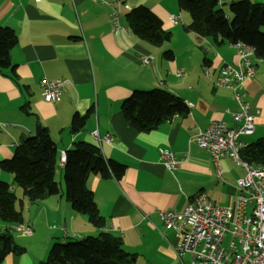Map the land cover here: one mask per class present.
<instances>
[{"label": "crops", "instance_id": "0c3cea01", "mask_svg": "<svg viewBox=\"0 0 264 264\" xmlns=\"http://www.w3.org/2000/svg\"><path fill=\"white\" fill-rule=\"evenodd\" d=\"M217 1L230 16L229 4L236 0ZM137 5L149 7L162 20L171 32L168 42L153 46L132 33L125 14ZM171 14L179 21L172 22ZM190 21L177 0H0V26L11 27L17 36L11 49L13 74L9 68L0 72V160L10 158L14 147L40 123L57 145L55 178L60 188L57 195L24 201L23 221L32 227L31 235L19 234L13 224L0 220V233L10 230L25 247L22 254H7L0 264H37L55 240L101 230L120 236L124 249L136 255L135 264H181L175 253L178 237L164 225L159 211H182L199 191L216 204H234L236 180L244 175L241 166L221 158L219 176L210 153L190 138L215 119L232 125V113L240 111L235 91L212 84L222 65L239 63L236 43L252 48L249 58L255 69L254 76L236 89L254 116L253 134L242 139L249 144L264 137V59L243 42L217 43L198 36L187 29ZM167 48L172 59L163 55ZM141 55L151 56V62H143ZM42 79L61 81L56 101L44 100ZM155 87L178 95L188 111L154 130L138 132L125 119L121 103L133 90ZM76 113L88 115L83 127L72 132ZM78 140L96 144L106 159L125 167L119 179L98 174L87 178L104 219L102 229L64 198L60 154ZM159 149L173 152L181 163L169 170ZM0 179L19 193L11 173L0 169ZM182 261L188 263V257Z\"/></svg>", "mask_w": 264, "mask_h": 264}, {"label": "trees", "instance_id": "16d2710c", "mask_svg": "<svg viewBox=\"0 0 264 264\" xmlns=\"http://www.w3.org/2000/svg\"><path fill=\"white\" fill-rule=\"evenodd\" d=\"M179 8L188 12L191 21L187 29L198 36L210 37L217 43L243 42L253 47L257 58L264 59V3L236 0L229 4L230 16L219 7L217 0H177ZM128 26L139 39L160 47L171 39V32L163 28L162 20L147 6L137 5L125 14ZM17 42L15 31L0 26V72L14 71L11 49ZM166 59L173 58L170 49L163 51ZM127 122L138 132L156 129L173 115H184L187 106L175 93L163 88L137 89L121 103ZM88 114H74L71 131L77 132ZM61 156V154H60ZM241 157L251 163L264 165V137L249 143ZM63 165L64 198L72 209L87 216L88 221L103 228L93 191L86 186L90 174L119 179L125 171L122 163L106 159L99 146L78 140L65 151ZM59 152L46 126L38 123L32 135L23 138L12 156L0 160V169L13 176V184L0 179V220L13 224L24 223V201L36 202L60 192L55 178ZM26 224V223H25ZM29 225V224H28ZM25 247L18 244L14 234L0 233V263L7 254H22ZM136 255L127 252L120 236L101 230L96 235H85L65 241L55 240L47 256L37 264H135Z\"/></svg>", "mask_w": 264, "mask_h": 264}, {"label": "built area", "instance_id": "2783aa9c", "mask_svg": "<svg viewBox=\"0 0 264 264\" xmlns=\"http://www.w3.org/2000/svg\"><path fill=\"white\" fill-rule=\"evenodd\" d=\"M39 1V0H35ZM128 8L127 4H124ZM172 22L179 21L176 14L170 15ZM114 21V28H117ZM239 63L237 66L224 64L218 75L212 78L214 86H225L235 91L240 111L232 113V125L221 120H212L204 130L190 138L212 157L217 174H221V158H230L241 166L244 175L237 178L239 189L234 204L220 205L211 201L205 192L192 194L182 211H159L166 227L175 230L178 241L175 253L181 264H264V165L251 163L241 157V151L248 145L242 136L252 135L255 130L254 116L248 111V103L242 102L236 89L254 76L255 69L249 56V46L233 44ZM149 63L151 56H140ZM180 72H178V75ZM44 100L53 102L61 93L60 80L40 81ZM96 138V131L92 132ZM111 136L107 138L110 140ZM164 165L172 170L182 158L166 149H159ZM62 152L60 162H65ZM25 235L32 234V227L20 223L13 228ZM229 237L228 246L223 240ZM188 257V263L182 257Z\"/></svg>", "mask_w": 264, "mask_h": 264}, {"label": "rangeland", "instance_id": "374dc122", "mask_svg": "<svg viewBox=\"0 0 264 264\" xmlns=\"http://www.w3.org/2000/svg\"><path fill=\"white\" fill-rule=\"evenodd\" d=\"M264 29V28H263ZM264 31V30H263ZM168 49V48H167ZM166 49V50H167ZM59 170V167H57V169H56V171H58ZM63 181H64V179H63ZM51 227V226H50ZM15 232H17V231H15ZM19 234H22V233H20V232H18ZM14 235H15V233H14ZM22 235H24V236H29V235H25V234H22ZM31 235V234H30ZM228 240H229V237H226L224 240H223V245L224 246H228Z\"/></svg>", "mask_w": 264, "mask_h": 264}]
</instances>
